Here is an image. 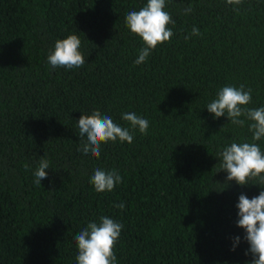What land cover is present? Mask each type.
Listing matches in <instances>:
<instances>
[{
  "label": "trees",
  "instance_id": "16d2710c",
  "mask_svg": "<svg viewBox=\"0 0 264 264\" xmlns=\"http://www.w3.org/2000/svg\"><path fill=\"white\" fill-rule=\"evenodd\" d=\"M146 3L0 0V264H77L74 237L101 216L123 225L116 264H251L237 204L264 185L227 181L219 153L232 142L264 151V139L252 141L251 121L234 125L207 105L243 84L246 107L264 106V0H166L174 35L137 65L145 44L126 15ZM69 34L85 64L53 68L47 57ZM94 111L129 128L133 142L83 154L78 120ZM128 112L149 121L146 135L122 119ZM41 159L50 164L37 185ZM98 168L122 182L97 192Z\"/></svg>",
  "mask_w": 264,
  "mask_h": 264
},
{
  "label": "clouds",
  "instance_id": "9594fccd",
  "mask_svg": "<svg viewBox=\"0 0 264 264\" xmlns=\"http://www.w3.org/2000/svg\"><path fill=\"white\" fill-rule=\"evenodd\" d=\"M243 0H226L233 6L241 5ZM166 0H147L145 6L138 11H129L126 15V25L130 31L142 38L145 47L140 49L135 64L145 63L152 50L159 44L170 41L174 35L169 24L175 25L169 12L165 11ZM235 10H238L236 8ZM192 11L191 7L184 10L185 14ZM192 36L201 35L198 28L193 27ZM186 36L185 39H189ZM81 39L75 34H69L55 42L54 50L47 57L48 63L53 67H66L68 69L80 68L85 64V57L79 50ZM252 90H245L241 84L239 87L225 86L218 93L217 98L207 105L209 113L215 118L227 116L234 125L244 126L245 121H251L248 125L252 132V141L264 139V106L248 108L252 102ZM244 117V119H241ZM122 119L130 122L131 129H137L142 134H147L149 121L135 113L122 114ZM80 137L87 139L86 143L78 150L83 154L99 158L101 144L109 141L121 143L133 142V132L129 128L121 127L114 123L108 115H101L99 111L91 114H82L78 120ZM222 157L220 170L227 173L226 180L238 185H248L251 180H259V185H264V151L254 142H232L219 153ZM50 162L41 159L34 172L35 183L41 184V180L47 177L46 169ZM122 182L120 174L116 170L105 171L96 169L90 178V183L97 192H110ZM117 208L123 209V203L117 204ZM237 226L245 230L244 240L249 244L246 255L251 254V264H264V190L259 195L248 198L241 193L238 199ZM123 225L108 216H101L99 222H89L87 226L74 237L78 254L77 264H116L117 257L114 253ZM235 242L239 243L240 237L236 236ZM235 244L233 245V250Z\"/></svg>",
  "mask_w": 264,
  "mask_h": 264
}]
</instances>
